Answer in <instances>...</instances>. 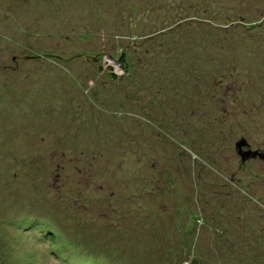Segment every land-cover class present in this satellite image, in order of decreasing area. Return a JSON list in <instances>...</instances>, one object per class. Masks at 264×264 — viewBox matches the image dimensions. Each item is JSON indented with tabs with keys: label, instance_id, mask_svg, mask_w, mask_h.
<instances>
[{
	"label": "rangeland",
	"instance_id": "rangeland-1",
	"mask_svg": "<svg viewBox=\"0 0 264 264\" xmlns=\"http://www.w3.org/2000/svg\"><path fill=\"white\" fill-rule=\"evenodd\" d=\"M108 1L113 2L0 0V69H3L0 71V87L3 84L1 89L4 90L0 93V264H89L86 261L92 264H115L109 259L105 260L102 248L97 257H86L85 253L92 242L104 240V229L106 226H112V221L117 218L109 209L119 202H124L127 197L133 198L131 205L134 207V215H140V218L135 219L134 216V222L131 221V215L126 217L124 222L114 227L117 233L113 234L125 239L122 247H128L137 257L133 264H191L192 255L180 257L184 251L188 253L197 250L195 243L200 245V252L192 253L200 258L201 264H215L216 259L211 251L207 252L208 245L219 242L221 237L227 240L230 246L225 245L224 248L238 251L235 254L238 257H235L234 261L231 260V264H264V77L261 76L263 82L257 85L253 84L254 79L249 82V77L245 78L247 70L250 72L252 69L253 76L262 73H258L257 68L264 71V24L259 25L258 31L241 30L242 37L248 41L247 45L241 44L242 49H237L235 57L236 62L242 61L244 65H234L233 57L226 58L229 52L227 54L222 47L215 54L216 60L208 58L205 62L204 59H199V47L187 52V57L174 54L179 55L177 63L190 61L194 68L201 71L204 68L205 75H212L220 81L215 85L217 93L203 95L209 88L204 81L205 77L194 79L201 91L199 98L203 96L205 108L212 110L206 121H196L200 129H210L206 132L210 140L207 143L212 145L210 151L214 153H202L200 159L209 160L204 163L207 169L213 171L212 177L215 173L225 179L226 185H221L226 188L225 192H217L219 187L215 189L209 185L208 188L201 185L200 193L183 188L178 191H158L157 193H162V197L149 196L145 187H151L149 182L157 187V182L160 181L158 171L152 173L150 168H145L146 160L139 162L137 156L131 155L126 146L116 148L112 145L113 140L118 138L120 129H113L109 136L104 135L102 139L94 137L98 136L92 132L94 129L82 135V140L80 136L81 143H78L82 145L81 149H102L108 145L106 151L103 150L102 161L96 158L98 153H93L97 154L96 156L78 153L73 147L77 144V136L68 137L66 130L62 131L61 137H53L52 140H40L36 137L34 125H45L49 114L51 115L49 108L52 95L48 92L45 79L47 83V78L57 74L62 77L69 71L76 78V75L82 74L84 70L88 71L90 64H93L91 57H88L87 61L80 58L79 63H75L74 59L71 62L56 61L54 57L57 52L76 54L85 47H99L102 42L100 43L98 38L85 35L89 32L93 35L96 28L108 34L107 38L102 40L108 43L115 40V36H112L114 30L121 32L120 27H116V24H119V16L114 11H109L113 6H110ZM123 1L127 3V0ZM141 1L144 7L152 6L150 10L145 9L142 13L144 18L149 19L150 25L152 19H156L163 10L159 9L162 3L165 4V11L170 9L166 0ZM116 2L115 0L112 4ZM185 2L187 5L201 7L198 18H204L209 13L222 12L227 8L233 9L239 16H250L249 23H253L256 18L259 20L258 24L263 22V17L259 15L264 10V0ZM118 4L125 5L121 1ZM180 5L181 0H176L178 9ZM113 16L114 20L111 19ZM123 20L128 24L126 18ZM83 55L81 56L84 57ZM101 63L105 69L122 73L121 66L111 57L104 58ZM86 73L83 74L84 77L87 76ZM64 79L66 87H71L70 82L73 80L66 76ZM58 84H62L61 80ZM73 87L74 85L71 88ZM72 89L69 92L60 87V92L64 90L61 92L63 95L59 96L61 103L55 102L52 105L57 107L72 104L74 109L81 110L73 103L71 93L75 92ZM185 91L188 93H184V89L178 91L179 94L166 93L168 97L176 96L175 101L179 100L176 103L178 111L186 103L188 106L190 99L198 97L191 88ZM78 92L80 98L85 100L88 96V101L91 100L89 95L92 93H84L82 89ZM41 95L48 100L39 106L42 103H39ZM102 97L106 101V97ZM72 112L78 114V111L72 110L70 113ZM82 116L76 126L80 131H86V126L93 116L85 113ZM214 117L226 121L230 127L233 126L234 132H230L225 125L221 126V123L213 132L211 122L216 124ZM107 120L110 119L106 116L104 122ZM108 125L116 128L114 121H108ZM49 127H52L51 123L46 124V128ZM46 128L41 130L47 131ZM109 129L111 130L110 127ZM128 135L125 136V141L129 140ZM227 137L228 139H225ZM59 142L66 145L68 153L65 159L53 158ZM238 142L242 144L238 145ZM162 154L171 156V152L167 150L162 151ZM216 156L222 162L214 159L213 163V157ZM1 157L4 158L1 160ZM94 157L97 159L96 166L90 167ZM4 160L8 161L9 166L3 164ZM30 175L37 177L36 182ZM182 175L185 181L189 180L188 173L180 172V177ZM262 183L263 185H259ZM195 195L198 199L205 197H202L204 201L195 203V208L202 210L206 217V221L198 224H194L191 210L188 208L189 203L186 201H190ZM166 197L169 199H165ZM37 214L40 218L36 217ZM151 224H154L156 230L149 228L147 235L143 237L141 233ZM220 229H223L222 233ZM155 232H159L161 242L157 251L149 245L151 242H147L149 238L155 237ZM137 233L140 238H137ZM199 237L203 240H199ZM170 242L173 248L167 249L168 246H165ZM245 249L250 253L246 252V258L242 260L239 255L244 256ZM250 255H253L254 261ZM259 256L261 259L258 261Z\"/></svg>",
	"mask_w": 264,
	"mask_h": 264
},
{
	"label": "trees",
	"instance_id": "trees-1",
	"mask_svg": "<svg viewBox=\"0 0 264 264\" xmlns=\"http://www.w3.org/2000/svg\"><path fill=\"white\" fill-rule=\"evenodd\" d=\"M114 1L115 0H113V2ZM116 1L117 2L114 4L108 1L109 5L113 6L109 11H114L119 16V18H117L119 24H116V27L119 26L121 31L119 32L112 29L116 31H113L112 36H115L113 43L102 41L107 38L108 34H105L104 30L100 31V29L96 28L93 31V35L90 32L85 35L87 37L90 35L89 38L91 36H93V38H98L100 43L102 42V45L97 48L96 46L93 48L85 47L77 51L76 54H70L71 52L67 51H59L54 57L56 61L62 60L71 62V60L74 59L75 63H77L80 58H84L85 61H87L86 59L91 57L90 61L92 60L93 64H90L89 72L84 70L82 74L79 73L76 75V78L73 77L71 71L65 73L66 77L73 80L70 82L71 87L74 85L73 89L68 85V88L66 87V83L63 82V80L65 81V76L61 77V75L57 74L49 79L47 78V83L45 79V84L47 89H49L48 92L52 95V103H61L59 96L63 95L61 92L64 90L60 92V87L65 88V90L69 92L72 89V91L75 92L71 93L74 100L73 103L75 106L77 104L78 108L81 110L74 109V105L72 104L69 106L62 104L56 107L51 103V107L49 108L51 109V115L49 114L47 123H51L52 127L46 128L47 123L41 126L34 125V127H36V137L40 140L47 138L52 140L53 137H61L62 131L66 130L68 132V137L72 138L74 135L77 136V144L73 145V147L79 151L78 153L96 156L97 154H93L95 152L98 153V157L96 158L102 161L104 154L103 150L106 151L108 145H105L102 149H97L95 147L81 149L82 145H79V143H81L79 141L82 140V135L90 133V131L94 129L92 132L98 134V136L94 135V137L102 139L104 135L109 136L113 129H120L119 136L113 140L112 145L116 148L126 146L129 148L131 155L137 156L139 162L146 160L144 162L145 168H150L152 173L158 171L157 176L160 181L157 182V187L153 186L150 182L148 184L151 187L148 185L145 187L149 196L156 197L158 195L162 197V193H157L158 191L170 189V191H172V189L178 191L183 188L190 189L194 193H200L201 185H206V188H208V185L215 189L219 187L220 190H217V192H225L226 188L221 186L226 185L225 179L215 173H213L212 177L211 172L213 171L207 169V165L205 164L206 161L208 163L209 160L204 161L200 159V156L203 155L202 153L206 155V153L211 150L212 145L207 143L209 139L206 132L210 129L206 127L200 129L196 121L197 119H199V122L200 120L206 121V118L211 114V108H205L203 96L199 98L201 96L199 94L201 91H199V87L194 83V79L205 77L204 81L209 85V88L203 95L217 93L215 85L219 84L220 81H217L212 75H205L204 68L203 71L199 68H194V65L191 64L190 61L177 63L179 55L174 56V54H182L187 57V52L193 51L196 47H199L201 50L198 55L199 59H204L203 62H205L209 59L216 60L215 54H217L218 50L220 51L222 47L226 50L227 54L229 52L226 58L230 59V57H233L234 65L238 63L244 65L242 61L236 62L235 57L237 55V49H242L241 44L247 45L248 41L246 38L242 37L241 30L255 31L259 28V25L264 24V10H262L259 15V17H263L261 20L263 22H260V24H258L259 20L257 21V18L253 20V23H249L250 16L249 18L243 14L239 16L237 13L233 12V9L227 8L222 12L216 14L209 13V15L204 18H198L201 13V7H194L192 4L187 5L185 0H181V5L178 9L176 7V0H166V5H168L170 9L165 11V4L162 3L159 9L160 11L163 10L160 12V15L157 16L158 21H156L157 18H153L150 25L148 24L149 19L144 18L142 13H144L145 9L147 11L150 10L152 6L147 5V7H144L141 0H127V3L123 0ZM120 1L125 5H119L118 2ZM150 4L152 3L150 2ZM117 7L118 9L116 10ZM209 8H211L210 4ZM123 18L128 20V24L125 23ZM111 19L114 20L115 16L111 17ZM251 20L252 19H250V21ZM158 22H163V24H158ZM149 27L150 29H147ZM82 54H84V57L81 56ZM210 55L214 57H210ZM106 57H111L116 61L117 64L121 66L122 73H115L109 69H105L101 62ZM246 60L248 61V58ZM0 71H3V69H0ZM247 71L245 78L249 77V82L252 79L255 81L253 83L254 85L263 82L264 79L262 80L261 77H264L263 69H256L258 73L262 72L257 76H253L252 69H250V72L249 70ZM84 73L87 74L86 77H84ZM8 76L9 75H7L6 78H8ZM232 78L235 79L234 77ZM60 80L62 84H58ZM83 80L84 83H82ZM1 88H3V84L0 87V93H3L4 90ZM188 88L193 89L194 95L200 96L195 99H190L191 103L188 102V106H186V103L184 107L178 111L176 103L179 102V100L175 101L176 96L168 97L166 93L179 94L178 91L184 89V93L187 94L188 92L185 90ZM81 89L84 93H92L89 95L91 96L90 101H88V96L85 100L80 98L78 94L80 92L78 91ZM148 94L150 95L149 98L147 97ZM102 95L106 97V101ZM46 99L44 95H41L39 103H42L39 104V106H41ZM72 110L78 111V114L76 115L75 112L71 114L70 112ZM81 112H83L82 114L85 113L93 116V119L86 126V131H80L79 127L76 126L83 118ZM108 112L110 113L107 114ZM105 115L107 119H110L107 120V125L104 122L106 119ZM213 119L216 121V124L211 122V126L213 127L211 129H213V132L215 127H220V123L221 126H227L230 132H234L233 126L230 127L227 125L226 121L222 119L219 120L217 117ZM108 121H114L116 123V128H112L108 125ZM92 122L94 124H92ZM136 127H138L137 130ZM41 128H46L47 131L44 129L41 130ZM127 134H129V140L125 141L124 138ZM225 139H228V137ZM159 143H162V145H159ZM63 144L62 142L58 143L59 146H57V151L54 153L53 158H58V160L66 158L68 151L66 145ZM165 150L171 152L170 157L162 154V151ZM125 152L127 151L125 150ZM210 153L214 154L211 151ZM3 158L4 157H1V160ZM96 158L94 157V159L91 160L90 167L96 166ZM214 159L222 162L218 156L213 157V163L215 162ZM38 162L39 161H37V163ZM3 164L9 166L8 161L4 160ZM211 167L213 168V166ZM216 171L220 172L219 169H216ZM180 172H183V174L184 172L188 173L189 180L185 181L183 175L180 177ZM165 173H167L166 175H168V177L166 175L164 177ZM173 174L174 176H172ZM227 177L229 179L230 176L228 175ZM31 178L36 182L37 177L32 176ZM259 185H263V183ZM239 191H241V189H239ZM111 196L116 197L115 194H111ZM202 197L205 198L201 196L198 199V196L195 195V197L191 199L192 201L186 199L187 203H189L188 208L191 210L190 212L192 213L194 224L206 221V217L202 213L203 211L195 208V203L199 204V202L203 200ZM131 199L133 198L127 197L124 202H119L118 205L109 209L110 213H112V215L115 214L117 218L115 217V221H112V226L109 228L106 226L105 229L107 230L104 229V234L102 236L104 240H99L95 243L92 242V245L86 250V257H97V254L101 253L100 249L102 248V253L107 261L109 259V261L115 264L134 263V259L137 258L135 254H133L128 247H122L125 239H122L119 235L113 234L116 232L114 227L124 222L126 217H130L131 215V218L133 217L131 221L134 222H136L134 216L135 219L140 218V215H134V207L131 205ZM165 199H169V197ZM36 217L40 218L39 214H37ZM81 227L83 228V226ZM149 228H154V224L146 227L147 230L141 233L143 237L147 235ZM194 228L196 230L195 226ZM154 229L156 230V228ZM187 229L191 230L190 227ZM220 231L222 233L223 229H220ZM136 235H138V237L136 236L137 238H140L138 233ZM100 236L98 237L100 238ZM153 236L155 237L149 238L147 242H151L149 245L157 251L160 249L158 245H161L159 232H155ZM221 238L223 241L220 239L219 242L209 244L207 252L211 251V254L216 259L215 264H231V260L238 257L235 255L238 251L224 248L225 245L226 247L230 246L227 240L223 239V237ZM198 239L203 240L200 237ZM195 246L197 250L194 249L192 251L200 252L198 250L200 245L195 243ZM165 247H167V249L173 248L172 242L166 244ZM192 251H188V253L184 251L180 258H186V256L192 255L191 264H201L200 258L193 254ZM246 252L250 253V251H246L245 249L244 254ZM248 255L249 254H247V256ZM250 256L251 260H253V255ZM239 257L244 260L246 254L244 256L239 255ZM262 257L264 259V256ZM260 259L261 257L259 256L258 261ZM86 262L92 264L90 261Z\"/></svg>",
	"mask_w": 264,
	"mask_h": 264
},
{
	"label": "water",
	"instance_id": "water-1",
	"mask_svg": "<svg viewBox=\"0 0 264 264\" xmlns=\"http://www.w3.org/2000/svg\"><path fill=\"white\" fill-rule=\"evenodd\" d=\"M242 143H245V141H241ZM241 142H238V145H241L242 143Z\"/></svg>",
	"mask_w": 264,
	"mask_h": 264
},
{
	"label": "bare ground",
	"instance_id": "bare-ground-1",
	"mask_svg": "<svg viewBox=\"0 0 264 264\" xmlns=\"http://www.w3.org/2000/svg\"><path fill=\"white\" fill-rule=\"evenodd\" d=\"M261 125V124H260Z\"/></svg>",
	"mask_w": 264,
	"mask_h": 264
}]
</instances>
